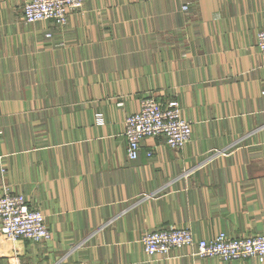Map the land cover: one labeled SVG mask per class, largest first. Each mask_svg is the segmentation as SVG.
Instances as JSON below:
<instances>
[{
    "label": "crops",
    "instance_id": "crops-1",
    "mask_svg": "<svg viewBox=\"0 0 264 264\" xmlns=\"http://www.w3.org/2000/svg\"><path fill=\"white\" fill-rule=\"evenodd\" d=\"M24 2L0 0V195L23 193L51 238L0 221V264H264L141 243L264 233V0H87L62 27ZM146 96L177 99L192 137H145L133 160L124 121Z\"/></svg>",
    "mask_w": 264,
    "mask_h": 264
},
{
    "label": "built area",
    "instance_id": "built-area-1",
    "mask_svg": "<svg viewBox=\"0 0 264 264\" xmlns=\"http://www.w3.org/2000/svg\"><path fill=\"white\" fill-rule=\"evenodd\" d=\"M86 1L25 0L23 18L27 23L52 20L62 27L67 23L69 14L83 9ZM182 7L185 11L190 9L189 3L183 4ZM257 44L264 57V28L257 33ZM124 122L126 152L128 158L133 160L138 158L141 140L145 137L163 136L173 149L183 148L192 137L191 121L184 117L177 99L162 103L154 96L143 97L140 109L128 114ZM149 154H152V151H149ZM0 221L5 237L12 242L21 239L45 242L51 238L45 214L38 208L30 207L26 196L13 192L8 185L4 186L0 195ZM142 242L146 252L151 255L170 257L175 248L189 246L194 255L201 257L218 256L225 260L257 257L260 262L264 261V233L234 236L220 231L211 239H199L192 228L173 226L148 231ZM1 264L24 263L21 260H11Z\"/></svg>",
    "mask_w": 264,
    "mask_h": 264
},
{
    "label": "rangeland",
    "instance_id": "rangeland-1",
    "mask_svg": "<svg viewBox=\"0 0 264 264\" xmlns=\"http://www.w3.org/2000/svg\"><path fill=\"white\" fill-rule=\"evenodd\" d=\"M25 21V20H24ZM264 58V57H263ZM177 227V226H176ZM151 231V230H150ZM148 233V231L147 232H145L144 234H143V236H145L146 234ZM143 236H142V238H143ZM142 238H141V243H142V245H143V248H144V244H143V242H142ZM144 250H145V248H144ZM146 251V250H145ZM148 253V252H147ZM149 254V253H148ZM151 255V254H150ZM171 255H172V253H171ZM170 255V256H171ZM250 258H256V259H258L257 257H250ZM259 260V259H258ZM260 261V260H259Z\"/></svg>",
    "mask_w": 264,
    "mask_h": 264
}]
</instances>
